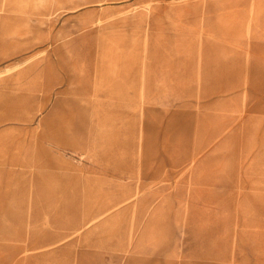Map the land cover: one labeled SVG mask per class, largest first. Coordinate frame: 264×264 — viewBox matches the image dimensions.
<instances>
[{
  "label": "rangeland",
  "instance_id": "374dc122",
  "mask_svg": "<svg viewBox=\"0 0 264 264\" xmlns=\"http://www.w3.org/2000/svg\"><path fill=\"white\" fill-rule=\"evenodd\" d=\"M0 264H264V0H0Z\"/></svg>",
  "mask_w": 264,
  "mask_h": 264
}]
</instances>
